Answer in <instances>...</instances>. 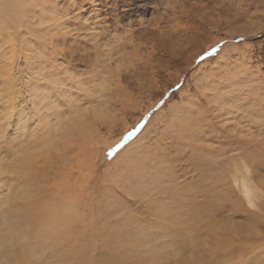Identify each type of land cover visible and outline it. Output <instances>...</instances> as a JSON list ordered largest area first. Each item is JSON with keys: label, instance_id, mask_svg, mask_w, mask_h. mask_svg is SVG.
I'll return each instance as SVG.
<instances>
[{"label": "rangeland", "instance_id": "obj_1", "mask_svg": "<svg viewBox=\"0 0 264 264\" xmlns=\"http://www.w3.org/2000/svg\"><path fill=\"white\" fill-rule=\"evenodd\" d=\"M4 18L21 30L0 36V237L2 202L36 181L90 244L69 264H264V0H19Z\"/></svg>", "mask_w": 264, "mask_h": 264}, {"label": "bare ground", "instance_id": "obj_2", "mask_svg": "<svg viewBox=\"0 0 264 264\" xmlns=\"http://www.w3.org/2000/svg\"><path fill=\"white\" fill-rule=\"evenodd\" d=\"M18 1L19 0H5L0 5L1 6L0 7V36H2V38H4L5 36L7 37L8 35H14V33L18 34L21 30V28H20L21 25H19L17 21L13 20V21L9 22L8 19L4 18L8 14V12H10L11 10L16 8ZM39 2H40V0H39ZM18 7L21 9L20 6H18ZM39 17H40V15H39ZM48 22L50 23V20H48ZM10 28H13V30H12L13 33L11 31H8V29H10ZM21 34H23V33H21ZM18 35H20V34H18ZM21 37H23V36H21ZM17 38H18V36H17ZM10 41H11V39H10ZM39 88H40L39 86L38 87L36 86V87H34V89L32 88L33 91L29 90L30 93L32 92L29 95H31V98L34 99L32 104L36 108L35 109L36 113H39L41 111V107L44 105V103L46 104V99H44V98L42 99L40 97L41 93L39 91H41V89L39 90ZM8 103H9V101H8ZM15 105L13 103H11V107H14ZM18 105H16V106H18ZM2 106H3V103H2ZM8 107L10 108V105L6 106L5 108H8ZM15 114H17V110H16ZM19 115H20V113H18L16 116L17 122H15V123H17V124H15V125L21 126L22 125L21 123L23 120L19 119V117H20ZM258 122H260V120ZM0 126H2V124ZM12 133H13L12 136H14L15 131ZM198 136L199 135H197V138H198ZM187 137L190 138V140L195 139L196 138L195 132L192 131ZM188 158L189 159H187V162H190L192 164L197 163V160L193 159L191 154H189ZM211 160L213 161V164L208 169H206L207 173L194 178V179H197L198 181H200V182L202 181L204 183V184L200 183L197 190L212 191L214 188V184L217 181L216 180L217 179V173H218L217 163H218L219 159L215 158L214 156L211 155ZM29 162H30V160H29ZM3 166L4 165L1 162L0 163V171L3 169ZM203 166H204V168H207V163H205ZM11 171H14L15 173H17L16 171L25 173L22 166H16V165H14L11 168ZM158 171L161 172L160 169ZM202 171H204V170L197 171V172H202ZM164 176L165 175H163V177H161V178L159 176L158 179H164L165 178ZM248 179L240 182V185H239L240 190L243 194V197H244L246 204H247V201H251L252 203L257 205V201L259 199L257 190L254 188V186L251 185L252 181L249 182ZM33 183H34L33 185H32V183L30 185L24 183L23 189H18L19 191L15 192V194H13L12 199H14L16 201L19 200V202L16 205H14L13 207L11 204L7 203V202H9L8 200H7V202L6 201L2 202V203H5L7 208H8V210L5 208L7 215L4 217V220H6L7 218L13 219L14 224H13V226L11 225L12 226L11 229H10V226H8L7 230L9 231V234H8V236L0 237V243L3 240H6L4 242L6 244V243L11 242L12 239H14L15 244H11L13 247L2 248V250L0 251V264H8L10 261H16V264H64V263H67L69 261L76 260L77 258H79V249H77L79 241H85V243H84L85 248H88L89 242L86 241V239H84V237H86V235H83V237H80V236H78L79 232L75 231V230H77V220H78L77 216H78V214L74 210V204L62 203L60 205H56V203L55 204H50L49 202H48L49 204L42 203V201L36 197L39 193L41 194V192H43V191H48L49 188L47 187L46 189H41L43 186L42 183L39 184V183H36V181H34ZM188 183L189 182L182 183L181 188L186 186V184H188ZM37 184H39L41 186L40 189H38L39 185H37ZM20 186L22 187V185H20ZM31 187L32 188L35 187L34 190H32ZM34 192L36 195H31V193H34ZM29 193H30V195H29ZM209 193H210V195H205V197L207 198L206 202L210 203V202H212L211 199L213 200V194H211V192H209ZM44 196L46 197V195H44ZM210 197H211V199H210ZM53 200H54V198H53ZM1 211H0V213H1ZM170 211L171 210H169V212ZM172 211H173V209H172ZM163 212H165V211H163ZM169 214H171V213H169ZM202 214L200 215V217L202 216ZM7 222H9V221H7ZM86 223H88V222H86ZM83 226H84V224H83ZM87 229H84L83 234H87V231H86ZM35 230H36V233L31 234ZM14 235H15V238H13ZM4 243L2 245L1 244L0 245L3 246ZM84 246H82V247H84ZM88 249H90V248H88ZM86 253H87V251H86ZM88 255H89V253H88ZM67 264H69V263H67Z\"/></svg>", "mask_w": 264, "mask_h": 264}, {"label": "snow or ice", "instance_id": "obj_3", "mask_svg": "<svg viewBox=\"0 0 264 264\" xmlns=\"http://www.w3.org/2000/svg\"><path fill=\"white\" fill-rule=\"evenodd\" d=\"M247 207L249 209L256 210V205L254 203H252L251 201H247ZM259 217H261V216H259ZM261 218H264V217H261ZM257 229H259V230H257ZM217 231H219V228H217ZM248 235L249 236H255V237H258V238L264 240V229H261V228L253 225L251 227V230L248 232Z\"/></svg>", "mask_w": 264, "mask_h": 264}, {"label": "trees", "instance_id": "obj_4", "mask_svg": "<svg viewBox=\"0 0 264 264\" xmlns=\"http://www.w3.org/2000/svg\"><path fill=\"white\" fill-rule=\"evenodd\" d=\"M214 52H215V48H210V49L208 50V54H209V55H207V56H212Z\"/></svg>", "mask_w": 264, "mask_h": 264}]
</instances>
